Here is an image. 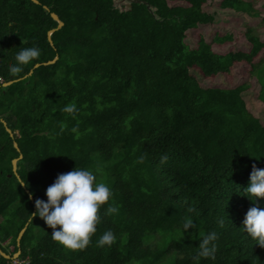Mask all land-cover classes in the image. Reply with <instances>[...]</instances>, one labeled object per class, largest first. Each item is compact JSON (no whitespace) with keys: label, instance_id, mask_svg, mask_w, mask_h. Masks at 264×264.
Segmentation results:
<instances>
[{"label":"trees","instance_id":"obj_1","mask_svg":"<svg viewBox=\"0 0 264 264\" xmlns=\"http://www.w3.org/2000/svg\"><path fill=\"white\" fill-rule=\"evenodd\" d=\"M117 1L0 0V247L11 256L0 253V264H264V246L242 225L255 201L241 191L252 164L264 167V122L249 106L248 82L199 81L246 63L264 103L260 32L247 25L248 49L219 52L214 46L232 42V32L187 41L216 22L206 8L211 0ZM218 5L261 15L254 0ZM51 12L64 22L52 42L48 31L58 21ZM30 46L40 55L12 74L15 53ZM67 104L73 112L61 111ZM20 154L17 172L26 184L13 172ZM97 165L96 179L112 195L99 209L89 245L67 248L41 217L31 219L35 199H46L58 173ZM258 202L264 207V197ZM108 204L117 211L105 214ZM186 217L194 226L184 230ZM107 229L114 243L97 246ZM212 230L215 258L194 259L200 238ZM18 250L22 262L14 263Z\"/></svg>","mask_w":264,"mask_h":264},{"label":"clouds","instance_id":"obj_2","mask_svg":"<svg viewBox=\"0 0 264 264\" xmlns=\"http://www.w3.org/2000/svg\"><path fill=\"white\" fill-rule=\"evenodd\" d=\"M40 51L38 46L20 48L15 53L16 63L9 67V71L12 74L17 73L22 66L36 59ZM74 108L75 105L67 104L61 111L71 113ZM164 159L166 157H162V160ZM100 171L99 165L95 170L75 166L69 171L58 173L54 181L45 189L46 199L36 197L35 211L31 212V219L34 216L41 217L52 229L51 238L67 248L83 249L88 246L91 236L96 232L99 209L109 201L112 195L106 183L97 181L96 175ZM19 184L26 183L20 178ZM241 191L255 201L245 213L242 221L243 229L256 241L255 244L264 246V207H260L258 202V198L264 197V167L252 164L249 183ZM32 195L29 193V199ZM116 211L114 205L108 204L105 214H112ZM218 223L222 225L223 219H220ZM193 226L194 220L186 217L183 229L187 230ZM115 239V233L107 229L96 240V244L101 247L111 246ZM217 239L216 231L205 233L199 240V250L194 259L215 258Z\"/></svg>","mask_w":264,"mask_h":264},{"label":"rangeland","instance_id":"obj_3","mask_svg":"<svg viewBox=\"0 0 264 264\" xmlns=\"http://www.w3.org/2000/svg\"><path fill=\"white\" fill-rule=\"evenodd\" d=\"M218 1L219 0H211V2H209L206 6L208 10L215 12L217 18L216 22L213 25H207L205 27L199 28L195 32L192 31L187 38L189 43L194 45L199 34H203L207 40H210L216 31H230L235 36L234 40L230 43L214 46V49L219 52L248 49L249 44L244 36V30L247 25H256V30L258 29V32H260L261 37L264 40V24L261 21V16L264 14V8L262 6L264 0H254L255 8L261 12V15L258 17H251L246 14L220 9L218 7ZM117 4L120 6H125L127 3L126 1L118 0ZM199 81L203 86L216 85L222 87H232L242 82H248L251 88L246 90L245 94L247 95L249 106L255 110V113L264 122V103L260 102L257 98L260 85L256 79V76H253V74L250 73V66L248 64L240 62L234 65L232 71L228 74H221L212 78L202 76L199 78ZM6 243L7 241L4 242V244ZM18 257L15 256L12 258L18 259Z\"/></svg>","mask_w":264,"mask_h":264},{"label":"water","instance_id":"obj_4","mask_svg":"<svg viewBox=\"0 0 264 264\" xmlns=\"http://www.w3.org/2000/svg\"><path fill=\"white\" fill-rule=\"evenodd\" d=\"M32 1H34V2H36V3H39V0H32ZM134 1H140V0H134ZM127 4H128V6H130V3H127ZM45 8L48 9L47 6H45ZM51 15H52V17H53L55 20L58 21V25H57V27L52 28V29H50V30L48 31V38H49V40L52 42L51 34H52L56 29L62 27L63 24H64V22H63L62 19H60V17H59L55 12H51ZM57 58H58V57L56 56L54 59L49 60L48 63H53V62H55ZM39 65H40V63H37V64H35V67H37V66H39ZM31 72H32V71H31ZM19 79H21V78H17V79H13V80L5 81V82H3V85H4V86L9 85V84H11V83H13L14 81H17V80H19ZM3 122L6 124V121H5V120H3ZM7 130H8L9 132H11V129H10L9 127H7ZM14 144H15V146H16L17 148H19L17 142H15ZM19 158H22V154H20L19 157H17V158H13V160H12V167H13V172H14V173L16 174V176L20 179V176H19V174H18V172H17V170H18L17 162H18ZM27 192L30 193L28 190H27ZM31 199L33 200V195H32V198H31ZM26 225H27V224H26ZM25 229H26V226L23 227V228L21 229V231L19 232V235H18V238H17V240H18V244H19V245H20V239H21V237H22V235H23ZM0 253H1L3 256L7 257V258H10V257H11L10 254L6 253L1 247H0ZM20 253H21V250H18L17 252H15V253L13 254L12 257H15V256L18 257V256L20 255Z\"/></svg>","mask_w":264,"mask_h":264},{"label":"built area","instance_id":"obj_5","mask_svg":"<svg viewBox=\"0 0 264 264\" xmlns=\"http://www.w3.org/2000/svg\"><path fill=\"white\" fill-rule=\"evenodd\" d=\"M13 262H14V263H21L22 260H20L19 258H18V259H13Z\"/></svg>","mask_w":264,"mask_h":264}]
</instances>
